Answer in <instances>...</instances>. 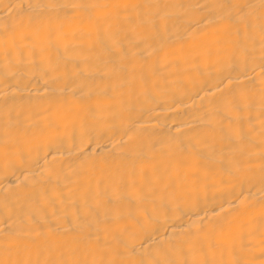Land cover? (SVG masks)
I'll list each match as a JSON object with an SVG mask.
<instances>
[{"label":"bare ground","instance_id":"obj_1","mask_svg":"<svg viewBox=\"0 0 264 264\" xmlns=\"http://www.w3.org/2000/svg\"><path fill=\"white\" fill-rule=\"evenodd\" d=\"M0 264H264V0H0Z\"/></svg>","mask_w":264,"mask_h":264}]
</instances>
